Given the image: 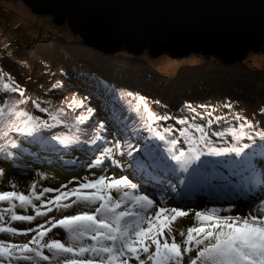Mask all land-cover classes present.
<instances>
[{
    "label": "rangeland",
    "instance_id": "rangeland-1",
    "mask_svg": "<svg viewBox=\"0 0 264 264\" xmlns=\"http://www.w3.org/2000/svg\"><path fill=\"white\" fill-rule=\"evenodd\" d=\"M145 104L153 116L173 119L153 124ZM262 110L261 50L249 51L229 63L200 52L176 56L164 51L152 56L145 49L134 53L120 48L107 53L74 35L67 25L53 24L50 16L33 14L22 0H0V143L5 145L0 151V193L17 192L31 199L30 204H20L15 198L0 201V210L5 209L0 214V226L6 229L0 232V241L24 243L43 226L51 229L45 243L62 242L74 248L90 245L87 236L75 238L54 226L65 218L97 214L100 201L82 199L93 191L84 185L108 177L125 181L123 187L108 192L111 203L125 200L119 211L126 209L129 196L151 200L152 212L161 206L186 211L187 215L178 214L170 225L169 242L175 239L182 248L185 235L198 226L197 212L221 209L215 214L224 219H264V186L245 190L241 185L236 191L239 178L231 176L226 168L212 169L213 163L227 162L228 157H206L207 173L198 182L207 187H192L189 196L185 193L190 190L179 186V177H162L158 182L135 173L132 155L149 137L159 139L155 128L163 134L164 126L182 127L176 119L207 127L208 119L220 116L225 119L213 124V131L238 127L245 121L264 130ZM30 119L41 124L37 132L15 137L9 134ZM62 138L72 143L62 144ZM172 138H177L175 133ZM226 139L233 142L230 136ZM13 142L18 147L12 148ZM249 142L246 138L241 141ZM216 146L227 145L221 140ZM161 147L167 148V138ZM254 163L264 169V159L257 157ZM128 184H135V188ZM210 188L221 191L213 195ZM161 197L166 201L163 205L157 204ZM237 200L234 205L226 204ZM22 232L28 236L18 234ZM203 246L192 244L180 264H198ZM32 255L31 260H13L12 264H48ZM73 259L70 254H60L51 264H69ZM91 259L99 262L101 258Z\"/></svg>",
    "mask_w": 264,
    "mask_h": 264
},
{
    "label": "snow or ice",
    "instance_id": "snow-or-ice-1",
    "mask_svg": "<svg viewBox=\"0 0 264 264\" xmlns=\"http://www.w3.org/2000/svg\"><path fill=\"white\" fill-rule=\"evenodd\" d=\"M140 102L143 104V98H140ZM188 107L195 111L191 106ZM225 107L230 108L231 105H225ZM144 109L148 112L146 104ZM148 114L152 117L153 124L173 119L170 116H153L151 112ZM207 116L212 117V113L208 112ZM222 119L225 118L216 116L208 119L207 127L194 122L189 123L187 119H176V124L182 127L177 129L175 125L164 126L163 134L159 128H155L154 131L159 139L149 137L132 154L135 156L134 172L158 182L162 177H179V186L190 190L185 194L191 196L192 187L204 186L198 181L207 173L204 167L208 163L206 157H228L227 162L221 160L219 165L213 163L211 167L216 170L221 167L226 168L231 176L239 178L236 191L241 185L245 190L264 186V169H258L254 163L257 157L264 159V130H257L252 122L245 121L238 127L213 131L212 125L219 123ZM235 119L241 118L235 116ZM40 127L41 124L30 119L24 123L23 127L9 134L13 137L21 134L32 135ZM172 133H175L177 138H172ZM2 136L3 134L0 133V138ZM229 136L232 143L226 139ZM213 137L216 139L213 140ZM166 138L167 148H163L161 143L165 142ZM245 138L250 142L241 143ZM257 138L261 143L257 144ZM221 140H224L227 146H216V141ZM60 143L67 145L72 141L62 138ZM137 143H140L138 137ZM181 144L183 148L180 147ZM11 147L16 148L18 145L13 142ZM4 150L5 145L0 143V151ZM124 184L125 181L112 177L98 180L94 185L85 184L84 188H91L93 191L81 198L93 202L100 201V207L97 209L99 218L97 214L84 213L62 219L54 226L64 228L75 238L87 236L92 241L90 245L74 248L62 242L45 243L44 238L51 229L39 226L34 230L35 235L24 243L0 241V264H4L5 261L12 264L13 260H31L32 254L51 264L52 258L65 253L74 257L69 264H130L132 261L136 264H180L183 254L191 250L192 244L204 245L198 254V264H264V219L258 217L224 219L215 214L221 209L197 212L198 226L191 228L185 235L183 240L185 247L182 248L175 239L169 242L172 236L170 225L178 214L187 215L188 213L182 209L163 206L157 207L156 211L152 212V201L144 196L134 198L129 196L130 202L126 209L119 211L118 209L125 204V200L111 203L108 192L113 188H121ZM127 186L135 188V184ZM168 188L176 191L171 184ZM220 191V189L210 188V193L213 195ZM13 198L19 200L20 204L31 203L28 196L17 192L0 193V201L11 202ZM164 203L166 201L163 197L157 201L159 205ZM3 211L5 209L0 210V214ZM130 216L134 219H127ZM13 219L20 218L13 217ZM34 219L35 217L31 218V220ZM5 230L3 226H0V232ZM18 234L28 236L27 232ZM105 240L110 243L105 244ZM205 241L208 243L205 244ZM45 249L52 254L51 257L45 255ZM85 255L90 259H75ZM91 257L101 259L97 262Z\"/></svg>",
    "mask_w": 264,
    "mask_h": 264
},
{
    "label": "water",
    "instance_id": "water-1",
    "mask_svg": "<svg viewBox=\"0 0 264 264\" xmlns=\"http://www.w3.org/2000/svg\"><path fill=\"white\" fill-rule=\"evenodd\" d=\"M109 53L200 52L229 63L264 53V0H22ZM237 201L226 202L234 205Z\"/></svg>",
    "mask_w": 264,
    "mask_h": 264
}]
</instances>
